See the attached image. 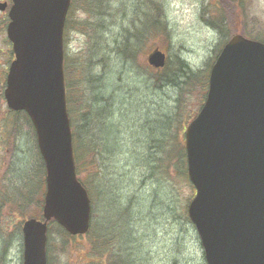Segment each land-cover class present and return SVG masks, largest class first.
<instances>
[{"label":"rangeland","instance_id":"1","mask_svg":"<svg viewBox=\"0 0 264 264\" xmlns=\"http://www.w3.org/2000/svg\"><path fill=\"white\" fill-rule=\"evenodd\" d=\"M82 5L75 0L70 27L65 29L68 71L91 60L92 86L99 96L111 100V116L107 115L117 126L122 144L114 153L102 145L104 156L91 168L98 167L92 188L98 192L96 199H101L96 206L90 191L92 222H100L90 234L94 239L88 234L65 238L51 230L48 262L206 264L187 212L195 189L177 151L180 146L184 149L185 124L201 106L203 90L199 83L174 89L168 85L169 78L182 68L179 58L189 70L198 69L195 76L207 78L232 34L252 32L264 37V0H93L91 8ZM96 6V14L86 13L85 9ZM147 13L159 16L166 29L152 31L135 46L136 56L127 59L121 52L123 44L127 36L135 42L146 22L153 21L144 20ZM221 14L228 22L218 31L216 18ZM2 17L0 12V264H23L21 225L24 218L41 215L45 176L41 182L37 173L41 155L31 124L22 113L10 114L3 97L1 75L9 44ZM157 47L168 57L163 68L155 69L148 65L147 55ZM156 119L165 122V130L146 135L145 128L155 127ZM14 121L17 126L11 129ZM84 168H90L89 162ZM102 247L106 250L100 251Z\"/></svg>","mask_w":264,"mask_h":264},{"label":"water","instance_id":"2","mask_svg":"<svg viewBox=\"0 0 264 264\" xmlns=\"http://www.w3.org/2000/svg\"><path fill=\"white\" fill-rule=\"evenodd\" d=\"M14 59L7 106L25 111L46 169L42 218L23 221V264H48V224L90 228L91 199L77 177L67 109L63 34L71 0H12ZM5 3H0L4 9ZM150 65L163 67L154 49ZM188 206L207 264H264V43L235 34L211 67L205 102L185 131Z\"/></svg>","mask_w":264,"mask_h":264},{"label":"trees","instance_id":"3","mask_svg":"<svg viewBox=\"0 0 264 264\" xmlns=\"http://www.w3.org/2000/svg\"><path fill=\"white\" fill-rule=\"evenodd\" d=\"M81 1L83 5H89L90 8L92 7L90 3L91 1L93 2V0H81ZM233 1L238 2V0H233ZM74 5H75V0H72L71 8L67 15L66 28H65L66 30L70 27V20L72 19L71 13L75 9ZM216 7L219 9L218 6ZM220 10L223 11L221 8ZM85 11L86 13H89L90 15L96 14L97 13L96 11H99V6H96L92 11L91 9H85ZM149 18L153 21L150 23L146 22V24L143 27L142 33L140 35L135 36V39H136L135 42H132L130 38L127 36L125 43L123 44V47L121 50L122 55L125 58L128 59V58L135 57L137 54L136 47H135L137 43L139 42V44L141 45L145 37H147L152 31L158 28L160 29V27L166 26V23H161L159 21V16L155 17V14L153 17V14L147 13L144 20H148ZM216 19L219 21L217 22V26L215 27V29H217L218 31H222L224 28L223 22L225 21L228 22V19L223 14H221L220 18H216ZM163 31L165 30L163 29ZM244 34L251 38H256V39H260L264 41V37L261 36V34H254L252 32H247ZM178 62L180 63V66L182 68L179 71H177V73H174L175 75L174 78H169L168 85H172L174 89L177 87L180 90H183L186 86L195 87V85L199 83L200 87L203 90L202 96L205 99V95H206V91L208 87V77L204 79L202 78V75L195 76L194 71L198 69L189 70L188 68L189 65L182 58H179ZM76 64H77V67L73 70H70L69 72L68 71L69 65L67 64L66 57H65V86H66L68 112L71 118V123H72V128H73V143H74L73 149H74V156H75V161H76V169H77V174L79 178L82 180L84 185L88 188V191L89 192L91 191V195L95 199V203H99L101 199L100 198L96 199L98 192L94 191L92 188L94 181L99 174L98 167L95 166L93 170L91 168L93 164L97 163L98 158L100 156L102 155L104 156L105 151L102 145H104V147L107 150H109L110 153H114L115 147L117 145L122 144V141H121L122 139H118L117 137L118 128L113 123L111 118L108 117L107 115L111 113V105L108 103L111 100L110 99L106 100V97L99 96L95 91V86H92L94 85V78L89 76L91 60H88L86 62V65L85 63H81V64L76 63ZM165 68H168V67L166 66ZM20 113L17 112L16 114L18 115ZM22 115L29 122L28 116L25 113H22ZM109 118L111 120V126L109 123L107 127L106 123ZM156 121H157L156 124L153 125L155 127L145 128L146 135L158 133L160 131L165 130V122L162 121L161 123L158 119H156ZM8 125L9 124H7V126ZM7 126L5 127L6 129H7ZM9 126H11V129H13L14 127L17 126V124L14 121L13 124ZM32 138H34V135ZM174 144L177 146V143L175 141H174ZM99 146H102V150L99 148ZM177 151L179 153L178 156L182 157L183 164L186 165L185 149H183L180 146L179 150ZM86 162H89L90 164L89 169L84 168L86 167ZM100 162L102 161L98 162V166L99 164H101ZM83 171H88L89 174L87 176H83L82 175ZM99 171H100V168H99ZM184 171L186 172L185 169L183 170V172ZM38 172H40V175H41L40 181L42 182L43 176H45V168H44V163H43L42 158H41V163H39V166L37 167V173ZM100 179H102L101 176H100ZM29 190H32V188H29ZM44 192H45V185L41 192V200L39 203L41 207L43 204ZM92 224L93 225L91 226L90 231H89L90 233H88L89 237H92V235L90 234L95 232L96 229L97 230L99 229L100 222L95 220L94 223L92 222ZM54 229L60 232L65 238H70L69 237L70 235H68V233L61 226H59L55 222H51L49 225V229H48L49 234L51 230H54ZM102 248H105V249H102L100 251L106 250V247H102Z\"/></svg>","mask_w":264,"mask_h":264},{"label":"flooded vegetation","instance_id":"4","mask_svg":"<svg viewBox=\"0 0 264 264\" xmlns=\"http://www.w3.org/2000/svg\"><path fill=\"white\" fill-rule=\"evenodd\" d=\"M0 2H4V3L7 4L6 5V9L3 12H1L3 14V17H2L3 28H4V31L6 32L7 23L9 21L8 10H9V7H10V5L12 3V0H0ZM7 42L9 44L8 50H7L8 57H7V60H6V63H5V68H4L3 73L1 75V78H2L1 79V85L6 83V76H7V73H8L9 64H10V61L12 60V58H13L12 46H11V43L8 40V38H7ZM4 79H5V81H4Z\"/></svg>","mask_w":264,"mask_h":264}]
</instances>
